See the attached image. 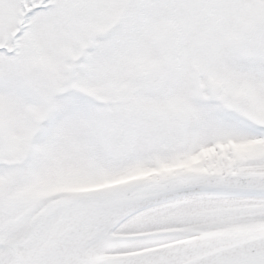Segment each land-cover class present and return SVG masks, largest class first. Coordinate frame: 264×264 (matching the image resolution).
I'll return each mask as SVG.
<instances>
[{"label":"snow or ice","instance_id":"obj_1","mask_svg":"<svg viewBox=\"0 0 264 264\" xmlns=\"http://www.w3.org/2000/svg\"><path fill=\"white\" fill-rule=\"evenodd\" d=\"M0 264H264V0H0Z\"/></svg>","mask_w":264,"mask_h":264}]
</instances>
